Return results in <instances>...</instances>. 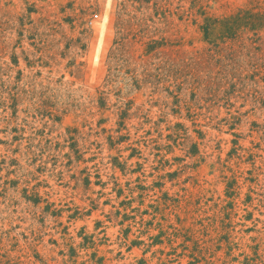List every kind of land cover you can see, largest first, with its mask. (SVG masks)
Masks as SVG:
<instances>
[{
	"label": "rangeland",
	"instance_id": "1",
	"mask_svg": "<svg viewBox=\"0 0 264 264\" xmlns=\"http://www.w3.org/2000/svg\"><path fill=\"white\" fill-rule=\"evenodd\" d=\"M240 10L264 0H0V264H264Z\"/></svg>",
	"mask_w": 264,
	"mask_h": 264
},
{
	"label": "trees",
	"instance_id": "2",
	"mask_svg": "<svg viewBox=\"0 0 264 264\" xmlns=\"http://www.w3.org/2000/svg\"><path fill=\"white\" fill-rule=\"evenodd\" d=\"M224 38L234 39L241 31L250 29L258 32L264 29V12L253 13L252 11L240 10L238 14L221 22ZM212 26L205 27L207 38L210 37Z\"/></svg>",
	"mask_w": 264,
	"mask_h": 264
}]
</instances>
